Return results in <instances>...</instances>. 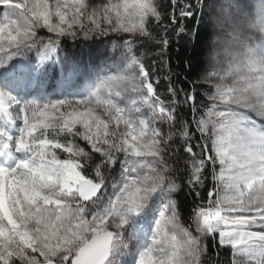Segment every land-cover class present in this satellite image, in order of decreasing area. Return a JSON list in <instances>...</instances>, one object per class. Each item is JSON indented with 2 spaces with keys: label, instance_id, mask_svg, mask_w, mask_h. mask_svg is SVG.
<instances>
[{
  "label": "snow or ice",
  "instance_id": "6c2138e0",
  "mask_svg": "<svg viewBox=\"0 0 264 264\" xmlns=\"http://www.w3.org/2000/svg\"><path fill=\"white\" fill-rule=\"evenodd\" d=\"M170 2L177 37L189 35L177 13L199 24L207 10L201 108L171 69L163 100L138 47H169L160 0H0V264H204L209 240L231 264H264V0ZM105 37L94 79V51L58 61L63 40ZM18 58L89 82L33 95ZM209 168L213 188L182 222L179 174L199 197Z\"/></svg>",
  "mask_w": 264,
  "mask_h": 264
},
{
  "label": "trees",
  "instance_id": "16d2710c",
  "mask_svg": "<svg viewBox=\"0 0 264 264\" xmlns=\"http://www.w3.org/2000/svg\"><path fill=\"white\" fill-rule=\"evenodd\" d=\"M195 4V0H185ZM162 5V11L164 13V24L169 26L168 38L170 40L169 47L166 52L161 53L160 49L157 48L152 42L148 40L138 41V47L143 51L145 55V64L149 68L150 72L155 69L153 73V79L156 77L160 78V83L157 85V91L162 93V99L166 102L171 99L167 92L168 81L164 79L171 69L174 75L172 76V82L175 87H183L185 91L191 90L193 87L196 93V105L197 108H201L207 104V99L204 93L208 91L207 86L192 82L197 81L205 67L204 54L206 51V45L210 38L209 18L207 16V10H205L204 16L200 17L199 24L197 23L196 17H186L180 20L178 13L177 18L180 23L184 25L189 35L181 34L177 37L174 34V30L177 25L171 23L172 5L170 0H160ZM157 34L162 33V29H155ZM195 32L197 34L196 39L191 38V34ZM94 47H98L100 43L96 41L90 42ZM68 42L62 41V50L58 54V61L61 60L62 54L70 53L71 49H74L75 53H80L82 49V42L77 41L76 44L72 45V48L67 47ZM37 60V57H36ZM189 61L191 62V68L188 67ZM55 72L59 70V62L55 66ZM178 115L184 120L192 119L191 105L185 104L177 109ZM199 134L191 141L194 146V151L199 153V149L195 148V145L199 141ZM83 144V143H81ZM179 155L182 159H186L188 154L180 152ZM211 169L206 171L208 179L205 181L203 188L198 189L200 196L196 197L195 192L191 191L187 183V173L183 172L179 174L178 183L181 184V189L176 193L175 198L179 203V210L182 217V222L188 223L192 209L195 204L201 203V201L207 200V193L213 188V182L210 175ZM208 253L204 257V264H231L230 249L228 248H214L212 241L208 242ZM219 253L217 256L216 253Z\"/></svg>",
  "mask_w": 264,
  "mask_h": 264
},
{
  "label": "rangeland",
  "instance_id": "374dc122",
  "mask_svg": "<svg viewBox=\"0 0 264 264\" xmlns=\"http://www.w3.org/2000/svg\"><path fill=\"white\" fill-rule=\"evenodd\" d=\"M209 28L211 31L210 23ZM40 34L43 35L45 33L41 32ZM66 41L68 42V45L66 46L69 48H72V45L76 44L77 41H80L82 42V49L80 50V53H75L74 49H71V52L69 54L65 51L62 54L61 59L66 56H79L81 54H87L90 51H94V64L89 63L87 70L88 72L92 73L93 79L95 78L96 73L103 71L104 67L106 66L107 60V56L105 55L106 50L108 51V54L111 55L110 47L112 40L110 38H103V43L97 40L100 45L96 48L90 43L91 41H84L82 39L73 41L70 38L66 39ZM89 45H91V48L89 47ZM28 57L29 60L34 63L36 61L35 51L28 53ZM18 59H20V63L17 65L15 71L18 75H21L23 77L22 86L26 90L32 91L33 95H38L42 92L46 97L51 99L63 98L68 91L76 88L82 89L89 82L87 78H76L72 82H67L64 78V73L59 70L57 71V73L55 71L49 72L46 77H39L38 74L30 73L29 69L31 68V64L29 63V60H24L21 58ZM85 60L87 62L86 56ZM0 71H2V69H0ZM33 75H36L35 80H33ZM81 143L83 142L81 141Z\"/></svg>",
  "mask_w": 264,
  "mask_h": 264
}]
</instances>
